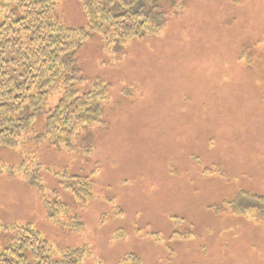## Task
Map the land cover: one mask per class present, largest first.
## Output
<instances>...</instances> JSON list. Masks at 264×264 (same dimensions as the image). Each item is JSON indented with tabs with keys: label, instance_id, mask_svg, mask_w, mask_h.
Instances as JSON below:
<instances>
[{
	"label": "rangeland",
	"instance_id": "obj_1",
	"mask_svg": "<svg viewBox=\"0 0 264 264\" xmlns=\"http://www.w3.org/2000/svg\"><path fill=\"white\" fill-rule=\"evenodd\" d=\"M153 1L144 32L94 33L76 49L80 76L107 85L101 123L72 147L0 148V223L32 224L56 253L85 247L80 264H264V207L236 200L264 197V0ZM14 5L0 0V23ZM56 5L58 21L86 25L78 0ZM30 158L42 190L3 169ZM72 175L90 181L87 200Z\"/></svg>",
	"mask_w": 264,
	"mask_h": 264
},
{
	"label": "trees",
	"instance_id": "obj_2",
	"mask_svg": "<svg viewBox=\"0 0 264 264\" xmlns=\"http://www.w3.org/2000/svg\"><path fill=\"white\" fill-rule=\"evenodd\" d=\"M11 1L18 10L17 16L0 23V148L14 149L19 142L29 140H45L58 148L72 147L81 129L101 123L102 104L108 98L107 85L102 80L85 81L80 76L76 49L94 33L119 41L144 32L154 1L78 0L86 18L82 27H68L57 20L56 0ZM57 83L62 86L61 95L50 103L49 94ZM39 119L43 120L40 127ZM3 169L10 175L20 174L29 187H43L44 168L34 158ZM67 177L77 187L70 189L77 202L87 200L84 195L91 196L88 179L79 175ZM66 185L71 188V184ZM54 194V204L66 208L59 193ZM240 197L257 206V215L262 214L263 195L240 192L236 200ZM245 207L236 201L229 205L237 215L243 214ZM57 214L58 208L48 212L53 219ZM74 227L82 228L83 223L75 220ZM0 237L4 243L0 264H80L87 252L80 247L56 253L30 223H0ZM127 259L139 264L134 254L126 256L123 262Z\"/></svg>",
	"mask_w": 264,
	"mask_h": 264
}]
</instances>
